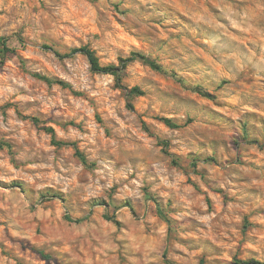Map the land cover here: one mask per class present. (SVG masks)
<instances>
[{
  "label": "clouds",
  "instance_id": "1",
  "mask_svg": "<svg viewBox=\"0 0 264 264\" xmlns=\"http://www.w3.org/2000/svg\"><path fill=\"white\" fill-rule=\"evenodd\" d=\"M166 2L0 0V264H37L33 248L53 257L39 264H164L165 252L179 264H264V149L241 127L250 110L264 114V0L173 18L158 32ZM145 61L214 92L231 121L162 89ZM32 72L63 73L67 87ZM218 145L217 163H206Z\"/></svg>",
  "mask_w": 264,
  "mask_h": 264
},
{
  "label": "rangeland",
  "instance_id": "2",
  "mask_svg": "<svg viewBox=\"0 0 264 264\" xmlns=\"http://www.w3.org/2000/svg\"><path fill=\"white\" fill-rule=\"evenodd\" d=\"M91 2V0H89ZM237 3V0H167L166 3L162 4L159 11L163 12V16L161 20H154L153 25L158 32H163V22L169 21L173 18L177 17H183L185 21L187 20H192L194 17H198L203 15L204 12H207L211 17L215 18L218 13L221 12V9H228L235 5ZM188 13H191L189 15ZM83 19V18H82ZM222 23L223 21H219ZM113 23L116 24L118 27H123L120 24V21L117 18H113ZM227 27V25H226ZM170 31L172 32H177L179 31L178 28L176 27H171ZM233 36L238 35V30L232 32ZM135 40V38H132ZM173 40L176 38L173 37ZM179 39L183 40L185 44L189 47V50L193 53H199L200 58L202 60H206L207 57L204 54V50L199 47V45L195 44L190 37L181 35ZM46 52H50V49H44ZM52 55H55L54 53H51ZM29 59L33 60L36 64H45L46 63V57L39 55V54H33L28 57ZM148 66V65H147ZM150 71L153 73V79L157 80L161 86L162 89H167L175 92V94L182 99L190 100L196 105H200L203 108L209 110L212 113H216L217 116L220 117H225L226 121H231V117L228 116V114L225 112V108L228 107V105L224 102H218L216 95L214 92H209L207 88H197V87H188L186 82L183 80H178L174 75H167L164 72H161V70H156L148 66ZM32 77L38 81L41 85L44 86H49V87H60L64 88L67 87V85H60L54 81V83H47L46 81L42 80L36 72L30 73ZM57 80H60L63 82V73H60ZM56 80V81H57ZM247 81H241V84L246 86ZM197 90V91H196ZM198 90H200L199 93ZM76 95V94H74ZM142 95V94H141ZM32 102H27V107H31ZM5 107L8 108H13L15 111L19 112L20 106L19 105H5ZM253 109H256V105L253 104ZM36 118V117H35ZM23 119H30L32 123L31 118L29 117H24ZM38 119V123L34 124H39L40 120ZM99 117H97V120ZM51 123H55L52 121ZM258 124H264V114H262L258 110H250L245 118L244 122L242 123L241 127L243 128V137L242 139L246 142L249 143L252 146H255L257 148L264 149V145L261 144L260 140L258 138H253L256 137L258 134V129L257 125ZM55 131V129L53 128ZM144 131L147 132V127H144ZM237 146H239V139H236L233 141ZM9 148H11V145H8ZM219 145L217 148L213 149V156L208 157L212 158V160L208 159L206 160V163H211V164H216L217 161L215 159V153L218 150ZM207 159V158H206ZM237 163H241V161L238 159L236 161ZM195 167V164L192 165ZM203 177V173H198ZM247 179V178H245ZM208 187V185H205ZM199 190V189H198ZM209 192H211L213 195H220L222 196L223 193L219 189H213L209 188ZM206 199L209 202V205L211 206L212 202V197L207 196ZM226 199V198H225ZM159 207V205H158ZM106 220V218H104ZM192 220V223L194 225H198L200 222L195 221L194 219L190 218ZM113 223L117 224V227H119V223L113 221ZM255 227V225H253ZM245 230L248 227L247 221L245 223ZM179 228V222L176 224H170V230L171 229H178ZM227 241H225L226 243ZM178 243L182 244L184 248H188L190 251H195L196 250V241L192 237H184L178 240ZM209 246V252L208 254L213 256V257H218L222 254L221 251V246L220 244H213L211 241L207 242ZM37 257V264H39L40 261L48 262L53 259L52 255L50 253H46L43 249L37 250L35 248L30 249ZM180 252L177 251V255H179ZM255 259V257H249L248 259ZM164 264H179V261H174V260H169L167 258V253H164ZM235 259H240L239 256H233L230 261H228V264H231V262ZM242 260V259H241ZM247 260V259H244ZM199 264H205V258H201Z\"/></svg>",
  "mask_w": 264,
  "mask_h": 264
},
{
  "label": "trees",
  "instance_id": "3",
  "mask_svg": "<svg viewBox=\"0 0 264 264\" xmlns=\"http://www.w3.org/2000/svg\"><path fill=\"white\" fill-rule=\"evenodd\" d=\"M45 48L48 49L47 46H46ZM54 54H55V53H54ZM145 64H147L148 66H150V67L153 68V69L160 70V69L157 68L155 65H152V64L148 63L147 61H145ZM39 77H40L42 80L46 81L47 83H54L53 80H51V79H47V78H45L44 76H39ZM55 82L58 83V84H60V85H66V84H64V82H62V81H60V80H57V81L55 80ZM196 91H197V90H196ZM199 91H200V90H198V92H199ZM199 93H201V92H199ZM31 119H32V121H33L34 123H38V119H37V118L32 117ZM164 123H167V122L165 121ZM44 130H45V131H48V132H54V130H53L52 127L46 128V129H44ZM53 142H55V141H53ZM208 159L212 160V158H207L206 160H208ZM105 218L107 219V217H105ZM231 264H261V262H260V261H257L256 259H253V258H251V259H247V260L235 259V260H233V261L231 262Z\"/></svg>",
  "mask_w": 264,
  "mask_h": 264
}]
</instances>
